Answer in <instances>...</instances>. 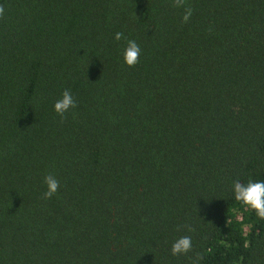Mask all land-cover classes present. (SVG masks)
Segmentation results:
<instances>
[{"label": "trees", "instance_id": "trees-1", "mask_svg": "<svg viewBox=\"0 0 264 264\" xmlns=\"http://www.w3.org/2000/svg\"><path fill=\"white\" fill-rule=\"evenodd\" d=\"M0 8V264H264V220L232 194L264 180V0Z\"/></svg>", "mask_w": 264, "mask_h": 264}, {"label": "clouds", "instance_id": "clouds-1", "mask_svg": "<svg viewBox=\"0 0 264 264\" xmlns=\"http://www.w3.org/2000/svg\"><path fill=\"white\" fill-rule=\"evenodd\" d=\"M177 7L184 6V0H175ZM3 9L0 8V14H3ZM192 16V9L186 8L183 21L187 22ZM114 39L119 41L126 39V47L123 50V62L128 67H133L140 62L142 49L134 39H127L122 32H116ZM77 101L72 92L65 89L59 99L54 103V111L57 115L64 117L70 110L75 109ZM44 183L47 190L43 193L45 199L51 198L57 193L60 188V181L52 174L44 177ZM232 194L236 201L254 210L256 216L264 220V180H248L242 183L240 180L233 181ZM191 231V229H189ZM193 250V240L191 235L179 236L173 240L171 245V254L173 256H184ZM201 260L200 254H195L192 259V264H199Z\"/></svg>", "mask_w": 264, "mask_h": 264}]
</instances>
